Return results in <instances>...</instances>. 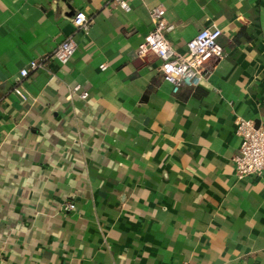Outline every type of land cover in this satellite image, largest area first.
I'll return each mask as SVG.
<instances>
[{
  "label": "crops",
  "instance_id": "0c3cea01",
  "mask_svg": "<svg viewBox=\"0 0 264 264\" xmlns=\"http://www.w3.org/2000/svg\"><path fill=\"white\" fill-rule=\"evenodd\" d=\"M126 1L0 0V264H264V174L234 163L237 120L264 129V0ZM158 5L179 54L222 29L196 87L138 52Z\"/></svg>",
  "mask_w": 264,
  "mask_h": 264
},
{
  "label": "built area",
  "instance_id": "2783aa9c",
  "mask_svg": "<svg viewBox=\"0 0 264 264\" xmlns=\"http://www.w3.org/2000/svg\"><path fill=\"white\" fill-rule=\"evenodd\" d=\"M116 6L125 11H130L131 6L126 0H111ZM166 9L158 5L151 9V17L154 28L151 29L139 45V54L155 52L161 59L160 69L164 78L173 86V92L178 93L182 87H196L207 73L206 64L213 58H221L225 55L224 47L219 43L222 29L217 26L205 27L187 43V52L179 54L175 51L166 34L175 28V25L166 19ZM77 29L87 31L94 23V19L85 11L79 10L72 18ZM78 42L70 35L58 45L54 57L62 65L68 64L76 54ZM32 69H39L41 63L31 61ZM102 69L107 65L102 64ZM30 69L20 70L21 78L28 77ZM77 85L75 91L80 90ZM15 92L27 97L20 85L15 87ZM88 91H82L81 97L87 98ZM236 133L241 139L239 153L234 157L235 173L239 179L264 174V129L258 127L253 119L239 118L236 122ZM68 210H74L76 205L68 203Z\"/></svg>",
  "mask_w": 264,
  "mask_h": 264
}]
</instances>
